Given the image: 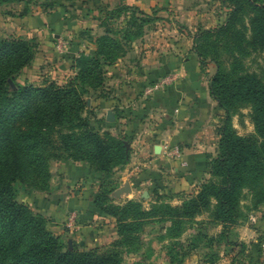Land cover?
I'll return each instance as SVG.
<instances>
[{
    "label": "trees",
    "instance_id": "16d2710c",
    "mask_svg": "<svg viewBox=\"0 0 264 264\" xmlns=\"http://www.w3.org/2000/svg\"><path fill=\"white\" fill-rule=\"evenodd\" d=\"M11 1L15 0L0 4ZM219 2L226 8L223 21L196 30L190 46L201 72L213 64L207 89L223 111L215 154L205 160L207 177L188 193L152 190L146 207L137 199L116 201L110 196L116 187L111 174L127 162L128 149L122 136L92 125L83 95L102 86L104 68L122 57L152 16L128 5L107 9L104 17L123 15L122 24L110 27L100 19L103 32L93 38L90 52L70 57L73 74L62 84L44 80L10 89L8 80L30 62L34 43L0 38V264H121L124 256L143 247L148 223L163 224L158 238L168 240L177 239L193 224L190 249L203 240L204 248L219 245L224 252L243 251L244 243L231 239L229 231L264 206V84L255 73L241 69L240 57L264 50V0ZM220 47L231 56L229 67L216 57ZM243 107L248 109L252 132L242 135L232 126L231 115ZM54 160L84 161L98 173L92 206L113 218L115 236L107 245L67 248L48 229L45 216L16 200L14 182L48 191L49 164ZM144 178L147 173L133 178V185ZM205 223L220 229L207 234L200 228ZM168 252L167 264L180 262L187 253ZM205 258L207 264H215L219 254L209 250Z\"/></svg>",
    "mask_w": 264,
    "mask_h": 264
},
{
    "label": "crops",
    "instance_id": "0c3cea01",
    "mask_svg": "<svg viewBox=\"0 0 264 264\" xmlns=\"http://www.w3.org/2000/svg\"><path fill=\"white\" fill-rule=\"evenodd\" d=\"M82 5L87 7L85 13L77 19L67 15L59 26L61 30L91 25L89 11L99 15L104 7L128 5L153 15V23L136 43L141 46V54L130 63L126 53L108 67L106 74L115 83L110 89L101 90L94 107L99 116L103 115L104 123L123 137L128 149L127 162L116 168L121 182L128 180L133 191L145 188L147 194L152 190L190 192L207 177L205 160L215 154L217 126L223 114L208 93V70L200 71L197 58L190 51L191 37L198 29L221 23L226 8L219 0H85ZM42 24L47 27L49 22L44 20ZM166 73H173L175 78L162 89L145 95L146 83ZM107 111H111L112 120L105 119ZM174 145L180 150L179 158L164 153V147ZM59 164L61 173L64 171L62 182L53 183L48 191L30 192V208L43 216L56 212L49 215V220L59 236L65 208L79 209L95 225L105 221L109 228L99 231L105 230L108 242L111 241L115 236L113 218L92 206L98 173L84 161L62 160ZM143 173H147V178L133 185L132 179ZM68 186L69 189L63 188ZM229 237L244 243V249L240 253H236V248L221 250L219 255L227 259L226 264H264V206L231 227Z\"/></svg>",
    "mask_w": 264,
    "mask_h": 264
},
{
    "label": "rangeland",
    "instance_id": "374dc122",
    "mask_svg": "<svg viewBox=\"0 0 264 264\" xmlns=\"http://www.w3.org/2000/svg\"><path fill=\"white\" fill-rule=\"evenodd\" d=\"M84 1L85 0H15L0 4V38H22L28 39L30 42L34 43L33 57L30 62L21 67L12 76L11 80H8V87L10 89L16 84L31 83L38 85L44 80H52L57 84H62L73 74L70 68V57L76 55L78 52H90L93 49V38L103 32V27L99 26V20L104 18L105 23L110 27H118L122 24L124 19L123 15L104 17L107 11L104 7L101 9L99 15L92 14V11H89L87 17L92 20L91 25L84 28L73 25L69 29L61 30L59 26L61 23H64L67 15L77 19L80 13L83 11L85 13L87 7L82 5ZM115 7L116 6L109 9ZM247 15L248 14H244L245 21ZM151 16L154 18L153 15ZM44 20L49 22L47 27L42 24ZM152 23L153 20L144 25L143 33L145 28ZM139 38L131 41L129 47H126L125 53L122 55L124 56L127 53L129 55L127 58L129 57L130 63H133L137 54H141V46L136 44ZM217 39L219 40V37H217ZM216 57L222 61L225 67H229L231 56L228 51L220 47L216 51ZM240 62L241 69L255 73L264 84V50L260 52L249 51L246 55L240 57ZM109 66L104 68L105 73L102 86L95 90H88L83 95V99L86 112L90 117L92 125L98 127L99 130H108L111 133H115L110 126L108 127L107 124L104 123L103 115L99 116L94 107L100 89H110L111 83H115L111 82L112 80L109 79L106 74ZM213 68L212 63H208L205 67V69L208 70V74L206 73V85L208 76L212 73ZM163 78H166L165 84H167L175 77L173 73H166L146 83L143 89L157 83ZM157 89H162V86ZM231 124L238 134L243 135L251 133L252 125L249 120L248 109L243 107L239 109V114H232ZM59 161L62 160H54L49 164V188L53 183L59 184V182H62V173H64V171L61 173ZM116 168L117 167L113 169L110 178L116 183V187H118L122 182L120 176L116 172ZM13 186L16 191V200L28 205V201L30 200L29 193L35 190H31L19 182H14ZM63 188L69 189V186ZM142 190L143 193H141ZM150 197V191L147 194L145 188H140L137 191L131 189L129 194L113 198L116 201L130 198L137 199L141 202L142 207H146ZM88 208L89 207L86 206L84 211L87 212ZM31 210L36 212L33 209ZM55 213L46 214L45 216L47 219V227L52 233H54V225L50 223L49 215H55ZM70 214H74V217L69 218ZM63 216V221H60V228L62 229V236H60V238L67 248L88 249L95 246H104L110 242L107 240V232L105 230L99 231L107 227L105 221L100 220L97 222V225H95V223H93L94 220L84 217V214L81 213L79 209L71 206L65 208ZM198 219L204 221L205 214L200 215ZM162 225L154 223L146 224L142 234L144 241L143 247L137 253L124 256L121 264H167V255H169L168 250L177 254L181 251L187 252L180 262L174 264H207L205 257L207 253H209V250H214L219 254V252L224 249L219 245H212L210 249L204 248L202 246L203 240L198 243L195 249H190L189 240L196 230L193 224L188 226V228L175 240L159 239L158 235L162 232ZM107 228H109V226ZM200 228L207 234H214L220 229L219 225L207 223L201 225ZM221 257L222 256L219 255V258L215 259V264L227 263V259L224 260L221 259ZM223 260L225 262H223Z\"/></svg>",
    "mask_w": 264,
    "mask_h": 264
},
{
    "label": "built area",
    "instance_id": "2783aa9c",
    "mask_svg": "<svg viewBox=\"0 0 264 264\" xmlns=\"http://www.w3.org/2000/svg\"><path fill=\"white\" fill-rule=\"evenodd\" d=\"M167 78V77H166ZM166 78H163L159 80L157 83H154L150 86H148L146 89H144V94L149 95L153 91L157 90L158 87H161L165 84ZM164 153L167 154L168 156H172L174 158H179L180 157V150L177 146H170V147H164ZM74 214H70L69 218H73Z\"/></svg>",
    "mask_w": 264,
    "mask_h": 264
},
{
    "label": "water",
    "instance_id": "95a60500",
    "mask_svg": "<svg viewBox=\"0 0 264 264\" xmlns=\"http://www.w3.org/2000/svg\"><path fill=\"white\" fill-rule=\"evenodd\" d=\"M106 120H112V113L111 111H107L105 115ZM131 186L128 180H124L121 185L116 187L111 193L110 196L114 198H118L120 195H127L131 192Z\"/></svg>",
    "mask_w": 264,
    "mask_h": 264
}]
</instances>
